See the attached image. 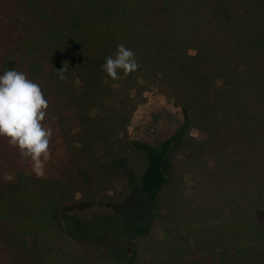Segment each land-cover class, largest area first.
I'll list each match as a JSON object with an SVG mask.
<instances>
[{"label":"trees","instance_id":"16d2710c","mask_svg":"<svg viewBox=\"0 0 264 264\" xmlns=\"http://www.w3.org/2000/svg\"><path fill=\"white\" fill-rule=\"evenodd\" d=\"M120 44L139 68L112 80L101 66ZM9 68L41 87L52 135L39 178L0 138V264H140L137 243L121 258L81 254L65 213L116 187L162 211L170 264H264V0H0ZM151 90L182 116L157 145L128 137Z\"/></svg>","mask_w":264,"mask_h":264},{"label":"rangeland","instance_id":"374dc122","mask_svg":"<svg viewBox=\"0 0 264 264\" xmlns=\"http://www.w3.org/2000/svg\"><path fill=\"white\" fill-rule=\"evenodd\" d=\"M142 97V103L136 107L131 118L128 137L131 140L157 145L180 127L182 123L180 109L155 90L145 92ZM191 136H196L195 130L191 131ZM179 158L176 151H173L167 161V167ZM76 199H81L79 190L76 191ZM65 213L74 219L73 230L77 246L80 253L88 258L90 256L121 258L122 253L137 243L142 256L140 264H170L162 246L161 226L164 214L157 206L150 207L137 189L116 187L102 194L91 208L78 204L67 209ZM92 219H96L100 227L114 222V226H109L113 228V234L86 233L84 226L87 227ZM136 223L151 226L150 239H140L131 234L130 227ZM90 237H93L96 245L90 243L92 242L88 239Z\"/></svg>","mask_w":264,"mask_h":264},{"label":"clouds","instance_id":"9594fccd","mask_svg":"<svg viewBox=\"0 0 264 264\" xmlns=\"http://www.w3.org/2000/svg\"><path fill=\"white\" fill-rule=\"evenodd\" d=\"M136 53L124 44L117 46L114 56L105 58L102 70L112 80L138 70ZM67 69L57 71L63 73ZM61 79L64 77L61 76ZM48 101L41 87L24 72L9 68L0 74V138L6 139L20 155L31 162L37 178L44 175L45 163L50 159V128L43 121Z\"/></svg>","mask_w":264,"mask_h":264}]
</instances>
